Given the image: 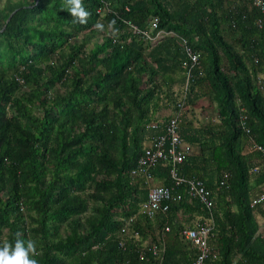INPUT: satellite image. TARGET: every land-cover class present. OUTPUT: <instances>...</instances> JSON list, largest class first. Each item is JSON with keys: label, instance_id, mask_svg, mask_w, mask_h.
Wrapping results in <instances>:
<instances>
[{"label": "trees", "instance_id": "16d2710c", "mask_svg": "<svg viewBox=\"0 0 264 264\" xmlns=\"http://www.w3.org/2000/svg\"><path fill=\"white\" fill-rule=\"evenodd\" d=\"M103 1L110 13L82 0L90 16L80 24L64 0H0V246L19 232L36 241L39 264H158L149 247L163 245L160 264H191L181 230L207 219L205 207L158 162L149 183L181 198L148 217L137 212L147 185L129 176L155 133L145 125L177 114L193 147L177 174L210 192L214 264H264V201L250 206L264 189V153L253 149L264 152V10L252 0ZM151 18L173 35L151 45L121 21L145 29ZM181 39L199 53L184 94Z\"/></svg>", "mask_w": 264, "mask_h": 264}, {"label": "built area", "instance_id": "2783aa9c", "mask_svg": "<svg viewBox=\"0 0 264 264\" xmlns=\"http://www.w3.org/2000/svg\"><path fill=\"white\" fill-rule=\"evenodd\" d=\"M105 12H111L108 2L101 0ZM252 5L260 11L264 10V0H252ZM122 23L128 26L133 34L140 35L149 44L154 45L165 35H173L172 32H165L157 28L156 18H151L148 26L145 29H140L129 20L121 19ZM183 45V52L186 57V67L183 72L184 81L182 83V91L186 90L187 84L193 79V70L199 66V53L193 51L186 42L181 39ZM182 102L177 106L180 108ZM241 113L238 115L237 123L241 129L247 133L248 130L244 126L245 114L244 109L241 108ZM177 114L170 115L166 120H157L145 125L146 129L153 130L155 133L151 135L148 144L143 147L142 153L136 160L135 167L130 169L129 176L131 178H142L145 185H147L146 198L139 204L137 212L146 214L148 217H153L157 212H164L168 208V203L172 200H179L181 197L178 194L172 193V188L167 186H157L149 183L150 175L149 168L156 163H162L168 168L169 177L174 186H184L186 195L202 204L208 212V218L204 221L197 223V227H189L181 230V236L184 241L188 242L191 248L194 249V258L191 264H214L215 255L211 252L207 238L213 228V220L211 216L212 199L210 192L203 186L202 182L197 179H188L177 174L178 164L182 162L184 157L192 150V146L188 144L177 133ZM253 149L258 152H263L262 148L253 144ZM257 172V168L253 167L249 174L252 175ZM228 173L221 174L219 185H224ZM264 201V189L250 201V206H254ZM132 220V216L128 218L127 223ZM123 227L121 232L124 231ZM152 255L161 263L162 255L164 252L163 245H151L149 247ZM142 257V253L139 254Z\"/></svg>", "mask_w": 264, "mask_h": 264}, {"label": "clouds", "instance_id": "9594fccd", "mask_svg": "<svg viewBox=\"0 0 264 264\" xmlns=\"http://www.w3.org/2000/svg\"><path fill=\"white\" fill-rule=\"evenodd\" d=\"M64 8L70 13L73 22L86 24L90 12L85 9L82 0H64ZM115 24V21L110 22L109 28ZM98 31L104 30V24L97 22L94 26ZM111 35H115L113 30ZM39 255L37 243L33 239H22L21 233H16L14 243L5 242L0 246V264H39L36 256Z\"/></svg>", "mask_w": 264, "mask_h": 264}, {"label": "rangeland", "instance_id": "374dc122", "mask_svg": "<svg viewBox=\"0 0 264 264\" xmlns=\"http://www.w3.org/2000/svg\"><path fill=\"white\" fill-rule=\"evenodd\" d=\"M87 45L89 46L90 43L87 44ZM202 104H204V103H202ZM168 112H169L168 110H164V109H162V115H167ZM200 112H201V111H199V110H197V111L195 112V115H196L197 118H199V116H200ZM201 114L205 115L204 112H201ZM193 220H194V221H197V220H198V217H195ZM260 228H261V227H260Z\"/></svg>", "mask_w": 264, "mask_h": 264}, {"label": "crops", "instance_id": "0c3cea01", "mask_svg": "<svg viewBox=\"0 0 264 264\" xmlns=\"http://www.w3.org/2000/svg\"><path fill=\"white\" fill-rule=\"evenodd\" d=\"M167 115H169V112L167 113ZM167 115H162V109H160L157 113V118H161L163 116H167ZM264 226V225H263Z\"/></svg>", "mask_w": 264, "mask_h": 264}, {"label": "water", "instance_id": "95a60500", "mask_svg": "<svg viewBox=\"0 0 264 264\" xmlns=\"http://www.w3.org/2000/svg\"><path fill=\"white\" fill-rule=\"evenodd\" d=\"M9 16H10V15H9ZM9 16H8V17H9Z\"/></svg>", "mask_w": 264, "mask_h": 264}]
</instances>
